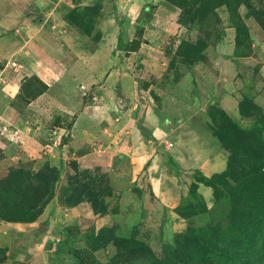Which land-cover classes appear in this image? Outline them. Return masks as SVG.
Wrapping results in <instances>:
<instances>
[{
    "label": "rangeland",
    "instance_id": "1",
    "mask_svg": "<svg viewBox=\"0 0 264 264\" xmlns=\"http://www.w3.org/2000/svg\"><path fill=\"white\" fill-rule=\"evenodd\" d=\"M65 1L69 8H74L80 13L87 7L97 8L96 4L85 5L80 0ZM135 1L137 0H99V10L94 9L88 13L95 25L94 30L96 26H100L105 35L104 44L107 45H103L99 50H96V44L91 43L90 37L89 44L84 39L87 38L84 30L68 24L67 10L54 9L53 3L47 6L42 1L38 12L36 7L26 11L27 19L36 25L42 24L50 31L56 23H64L55 30L58 35L65 34L64 28H67V25L77 31L74 41L75 57H72V61L63 66V69L69 70V75L65 72L68 75L65 80L75 79L78 85L67 89L64 85H57L50 91L51 97H48L47 101L45 98L39 99V105H35L40 96H33L43 86L39 81L41 79L34 75L37 71L41 75L46 74L42 70L44 64L35 62V70L27 72L29 66L15 73L19 64L8 61L5 69L11 68L7 71L9 75L0 72V180L18 169L32 174L49 168H56L59 172L54 198L39 216L40 220L38 218V222L33 225L35 229L32 233H26L24 236L0 227V264H125V258H119L123 254L122 248L116 243L129 240L135 228L137 241L149 246L158 258L165 260L167 256L163 247L166 244L178 248L188 246V243L184 244L176 237L184 230L186 224H183L184 221L178 222L179 216L174 210L182 203V198L190 193L191 197L199 196L196 199L199 205L205 203L210 212H213L210 218L209 215L199 212L195 226L210 227L212 221H219L222 216L227 217L230 209L228 203L222 200V203L217 205L218 196L214 194L213 188L199 182L201 174L209 178L221 171L220 160L227 163L228 155L220 140L216 136L208 140L204 134L201 135L204 128L199 127L200 124H196V127L203 138L188 144L179 132L173 133L171 129H164L168 122L172 125L174 122L186 121L189 117H193L188 120L190 124L203 122L206 107L196 111L198 115L194 114V109L197 108L192 104L193 107L183 105L184 109L175 108L173 106L178 103L171 99L174 96L171 92L184 75L191 74L196 78V73L207 77V72L217 69L218 55L215 54V57L210 48H213L215 42H220L216 35L228 26L227 9L224 6L218 8L215 15H209L194 26L183 23V10L172 2L154 0L147 9L148 12L140 15L142 22L139 24L140 20L136 21V17L140 7L134 5ZM247 1L249 4L242 6V12L246 14V8L253 5L258 9L257 13L260 12L261 23L264 24V0ZM155 2L157 4H154ZM166 10L174 13H168ZM186 17H189V13L185 14ZM254 19L248 20L253 32L249 41L240 49L246 50L250 45L248 56L244 57L247 60L243 62L242 58L235 61L236 63L231 64L234 73H226V77L219 83L213 82L217 83V88L226 92L227 96L235 90V98L239 96V105L247 96L256 104V95L264 91V25L258 24L260 22ZM124 22L126 27L122 26ZM110 25L112 27L109 30L107 27ZM0 27L4 29L3 32H10L15 38L20 34V28L13 32L7 25ZM120 30L124 34V40H140L141 46L137 51L127 52L124 47L118 49L121 44L117 38ZM3 32L0 30V64L4 62L11 48L15 51L19 48L11 45L8 50L5 44L12 38L5 39ZM182 42L190 45L195 43L193 48L186 46L192 54H196V48L203 50L200 45L205 44L200 58L194 61L196 56L191 55L183 59L180 55L183 52ZM230 43L234 45L233 42ZM110 54L115 58L114 67L120 68V74L125 79H122L117 87L119 93H110L103 103H98L94 100L97 84H92L97 82L83 79L84 76L80 73L85 75V72L81 71L80 61L85 64L98 61L97 65L101 67L103 63L98 59ZM196 55L198 58L199 55ZM204 58L206 63L202 65ZM13 74L17 75L18 79H14L11 76ZM59 75L65 74H56L54 78H59ZM48 79L49 76L46 77V80ZM102 84L100 82V85ZM111 86L112 82H105L104 90L111 91ZM24 90H29L30 98L18 97ZM60 92L62 95H59ZM64 95H70L73 106H81L84 110L86 105L95 103V106L99 107L96 109L98 115L102 116L105 110L110 109L115 117L110 116L108 122H102L98 131L88 128L87 122V127L83 122H76L78 115L75 109L73 113H67V103L65 98L62 99ZM8 98L12 99L9 105L13 109L5 103ZM192 98L194 99L193 95ZM208 104L212 109L218 106L220 101L213 99ZM176 115H183L184 118L178 120ZM156 122L158 123L155 125ZM250 123L240 122L244 128ZM215 129L216 126L214 131ZM158 132L166 133L172 142L167 139L166 143L159 141L155 138ZM179 138L184 140L180 142ZM173 142L177 143L178 150L182 144V158H173V164L162 159L160 164L157 162L152 165V154H156L153 153L154 150L164 153L163 144L169 148ZM192 150L193 152H189ZM177 172H180L179 177ZM75 179L88 185L100 197L96 207L88 201L73 208L61 206L60 198H69L74 188L70 186L75 183ZM194 186H197L195 195L192 191ZM63 188L71 190L69 195H66ZM96 209L103 213H97Z\"/></svg>",
    "mask_w": 264,
    "mask_h": 264
},
{
    "label": "trees",
    "instance_id": "2",
    "mask_svg": "<svg viewBox=\"0 0 264 264\" xmlns=\"http://www.w3.org/2000/svg\"><path fill=\"white\" fill-rule=\"evenodd\" d=\"M168 1L183 10L184 24L189 23L194 26L196 22L205 20L209 15H215L218 8L226 7L229 14L227 28L235 30L234 56L239 59L248 56L247 50L250 47L248 45L246 50H240L251 36L247 21L255 18L260 22L258 24L264 25L261 23L260 12L257 13L258 9L256 10L253 5L246 8V14L242 12V6L249 4L247 0ZM99 5H95L97 8L94 6L84 8L83 13L68 6L62 7L68 11L66 17L68 24L84 30L93 44H98L102 35L97 26L94 30L95 25L88 13L94 9L99 10ZM186 13H189V17L185 18ZM224 33L225 29H222V33L216 35L219 40ZM123 36L121 32L119 50L124 47V50H128L127 52H133L140 48V40L126 41ZM194 44L181 43L183 52L180 55L183 59L191 55L196 56L193 58L194 61L200 58L205 44L200 45L203 50L196 48L198 58L189 49L196 46ZM39 81L43 87L34 94L33 98L43 95L49 89L41 80ZM30 95L29 90H24L18 97L28 99ZM239 109L242 119L251 122L247 128L223 111H216L212 116L216 126L214 135L220 140L223 150L228 155L227 166L223 172L209 178L202 174L199 177L200 183L213 188L214 194L218 196L217 205L221 204L222 200L228 203L230 209H228L227 217L222 216L221 220L212 221L210 227L195 226L199 212L209 215V218L213 212H210L205 203L199 205L196 201L199 196L191 197L190 193L189 196L182 198L181 206L178 205L174 210L178 218L186 222L185 229L176 237L184 244L188 243V246L178 248V246L166 244L163 252L167 258L162 260L149 246L137 241V228H135L129 240L116 243L120 249L122 248L123 254L119 258L124 257L125 264H264V111L249 96L241 100ZM173 147L174 144L169 148ZM165 157L168 158V163L173 164L172 154L166 153ZM53 169L41 170L38 174L18 169L0 180V220L10 223H35L54 198L59 172L56 168ZM72 186L74 188L69 198L64 196L60 198L61 206L73 208L88 201L96 207L100 197L95 191L76 179L70 187ZM196 190L197 186H194L193 195ZM63 191L69 195L71 190L63 188ZM100 211L96 209L97 213H103ZM96 238L98 239L99 236ZM97 243L98 241L95 245ZM0 261H2L1 258Z\"/></svg>",
    "mask_w": 264,
    "mask_h": 264
},
{
    "label": "crops",
    "instance_id": "3",
    "mask_svg": "<svg viewBox=\"0 0 264 264\" xmlns=\"http://www.w3.org/2000/svg\"><path fill=\"white\" fill-rule=\"evenodd\" d=\"M42 1L45 2L47 4V6L50 3L51 4L49 6H51L53 3L54 9H60V10H62V7L68 5L65 0H47V2H46V0H0V25L1 26L3 24L7 25L8 27H10V29L12 31L13 30L15 31L17 28H20V34H18L19 36L17 38H15V37H13V34H11L10 32H8L7 34H6L7 31L3 32L4 29H2V27H0V30L5 34V39H8L9 37L12 38V39H9V41L5 44V46L7 48H8V46L10 47L11 45L19 47L17 51H15L14 48H11L12 50H9V48H8L9 54L8 55L6 54V57L3 60L4 62H2V64H0V72L7 73V75H9L8 70L11 68L5 69V67L7 65L6 63L8 61L9 62L13 61V62H16V64L17 63L19 64V66H17V68L18 67L19 68L18 69L16 68L15 73L20 72L22 69H26L29 66H30V68L26 69L27 72H29V71L31 72V70H35V68H34L35 62H41L42 64H44V67H42V70H44V72H46V74L41 75L38 73L39 71H37L34 76L37 77L38 79H41V81L45 85H47L49 89L46 93H44L39 98H37V100L35 101V105H39V99L45 98L47 101V98L51 97L50 91H53L52 89L55 88L57 85H61V86L64 85L66 89L67 88H75L78 85V83L75 79H73V81L72 80L69 81L67 79L65 80L66 76L69 75V73H68L69 70L65 71L63 69V66H66L67 63H70V61H72V57H75L74 51H76V46H75L76 44H74V41L77 37V35L75 34V33H77V31L70 28V27L68 28V25H67L68 30H67V28H64V29H66V31H64L65 34L58 35V34H56L55 30L58 27L59 28L62 27L64 25V23H61V22L56 23L50 31L45 26H42V24L36 25L32 21L27 19V17H25V13L27 10H29V8L36 7L37 12H38V9L41 7ZM80 1H83L85 5L99 4V2H98L99 0H80ZM153 1L154 0H137V1H135L134 5L140 7V11H139V13L137 12V17H136V21L140 20L139 24L142 22L140 15H142L143 12L146 13L147 9L150 8L149 6L151 4H153ZM154 4H157V3L155 2ZM166 11H168V13H171V14L174 13L173 12L174 10L173 11L166 10ZM127 21L130 22L129 19ZM248 25L250 27V31H251V35H252L253 28L251 27L250 21H248ZM122 26L126 27L127 25L124 22ZM122 26H120V27H122ZM128 26H130V25H128ZM111 27H112V25L108 26L107 29H109ZM97 28H98V30H101L100 26H97ZM119 32L120 33H118V37H117L118 40H119V36L121 34V30ZM85 37H87V36H85ZM84 39H86L88 44H89V41H90L89 38L87 37ZM235 39H236L235 30L233 28H226L225 33L223 34L222 38L220 39V42H215L213 48H210L211 49L210 51H212L214 53L215 57H216L215 54L218 55L217 61H218L219 66L218 67L216 66L217 69L214 72H207V77H205L203 75L196 74V73L194 74L196 76V78L191 74L190 75H184L183 77H181L178 80V82L175 85L174 90L171 92L174 95L171 97V99L176 100V103H178L177 106H173L170 102V104L175 108L179 107L180 109H184L185 108L184 106H188V107L195 106L197 109H194V114L198 115L197 112L200 111V109L204 110V108L206 107L205 112L203 113V115H204V118L202 120L203 122H201V123L200 122H198V123L191 122L192 124H190V122H188V120L190 118H193V117H189V119H187L186 121H180V122H176V123L174 122L172 125H171V122H168L167 124L164 125L165 130L171 129L173 131V133L179 132V134H182V136L185 137V140L179 138L180 142L182 140H184V142L187 144H188V142H190V143L196 142L197 140H201L203 138L201 136L202 134H204L203 136H205V138H207L208 140H210V138H212V137H215L214 128H213L214 121L212 119V116L215 115L216 110L225 112L230 118H232L236 122L247 121V120H243L241 117L239 104H238V97L239 96L237 98H235L237 96L236 91L234 90V92H232L229 96H227V93L221 91L220 88H217L218 85H216L217 83H219L221 81L222 78L226 77V76H224L226 73H227V75L234 73V71L232 69L233 65L231 66V64H234L235 61H239V58L234 56ZM15 40L17 42H15ZM105 40H106L105 35L102 31V39L98 44H96L97 45L96 50L101 49V47L103 45H107V44H104ZM228 40L233 42L234 45L232 43H230V41H228ZM96 50L94 51V55L96 54ZM68 58H70V60ZM240 59H242V58H240ZM98 60H101L100 62L103 63V65H102L103 67L101 66L102 68L99 67V65H97L98 61H96V63L92 62V64L91 63L89 64L86 62V64H85V62L81 60L80 61L81 66H82L81 71L83 70L85 72V75L83 73H80V74L84 76L83 79H85L86 81L91 80V82H92L94 80L97 82V83H92V84H97L96 92L94 91V93H96L95 94L96 98L94 100H96V102H98V103H103L102 101L104 99L108 98L110 93H113V94L119 93L120 90L117 87H119V83L121 82V80L125 79V78L121 76L120 68L114 67L116 62H115V58L111 54H110V56H106L105 58L100 57ZM244 60H247V59L243 57L242 61L245 62ZM204 63H206V59L204 60L202 65ZM1 65H2V67H1ZM223 70H225V73H223ZM65 72H67L68 75ZM61 73H64L65 75H59V78H54V76L56 74H61ZM14 75L15 74H13L11 76H13L14 79H18V77H16L17 75H15V76ZM48 76H49V79L46 80V77H48ZM100 82H102L103 84L100 85ZM105 82L106 83L112 82L111 91L106 92L104 90V83ZM213 82H217V83L213 84ZM210 88L212 89V91H209ZM261 92H262L261 94L256 95L258 97L255 99V102L264 111V91H261ZM17 93L18 92H16V94ZM59 95H62V93ZM192 95L194 96V99L192 98ZM216 95H218V96L215 97ZM62 97H63L62 99L65 98V103H67V106H68L66 108L67 113H73V110L75 109V111H77L76 114L78 115V119L76 120V122H83V125L85 124V122H87L88 128L90 127L92 129L98 131L100 129V124L102 122H103L102 124H104V122H108L110 116L112 118L115 117L114 112H110V109L105 110L102 113V116L100 114L98 115L96 112V109H98L99 107L95 106L96 105L95 103H90L91 105H86V107H84V110H83V108L81 106H78V105L73 106V102L69 98L70 95H64ZM216 98L219 99L220 104L218 106L212 107V109H210V107H209L210 105L208 104V102L211 103V101L213 99L217 100ZM8 99L5 101V103L7 102L9 105L10 102L12 101V99L11 100L9 99V101H8ZM203 99H205L206 101L202 102ZM229 99H233V100H229ZM236 99H237V102H236ZM204 103L206 105H203ZM32 105H34V104H32ZM109 105H111V104L109 103ZM9 107H11V106L9 105ZM186 109H188V108H186ZM135 111H137V109ZM176 117L178 118V120L184 118L183 115H180V116L176 115ZM164 119H163V121H164ZM206 119H207V122L205 123ZM163 121H161V122H163ZM159 122H160V119H159ZM247 122H249V121H247ZM157 123L158 122H156L155 125ZM163 123H165V122H163ZM196 124H200L199 127L202 126L204 128L203 129L204 133L201 132V135H200V132L197 130L198 127H196ZM85 126H86V124H85ZM174 126H176V129H174ZM157 129H158V126H156V131H157ZM155 138H157L161 142L163 141V143L164 142L166 143V139L170 140V139H168L166 133H164V132L163 133L158 132L157 137L155 136ZM211 140L214 141V139H211ZM170 142H172V140H170ZM175 143L173 142L174 147L172 149L166 147L163 144V147L165 148L164 153H162L161 151H158V150H156V152H155V150H154L153 153H156V154L154 156L152 154L151 164L153 165V164H156L157 162H158V164H160L162 159H164V160L166 159L168 162V158L165 157L166 153L169 155L172 154L173 158H176V157L182 158V155L180 152L181 150H184L182 147V144H181L180 149L178 150L177 143L176 144ZM189 152H193V150L189 151ZM184 162L186 163L185 159H184ZM212 162H214V161H212ZM205 163H207V161H205ZM226 165H227V163L225 164V162H222V160H220L221 171L218 173L223 172L226 169ZM207 168H208V166H207ZM177 176L178 177L180 176V172H177ZM149 188H150V185L148 187V190H149ZM151 189H153V188H151ZM152 199H153V197H152ZM40 218H39V220H40ZM179 221L181 222L184 220L183 219L180 220L178 218V222ZM37 222L38 221H36L35 223H29V224L22 223V224H20V223H8V222L5 223L4 221H2V222H0V227H2L3 229H7V230L11 229V230L15 231V233H20V235H24V234L26 235V233H32V230L35 229V228H33V225H35ZM183 224L185 225L186 222L184 221ZM180 232H182V231H180ZM49 239H51V238H49ZM30 249H31V247H30Z\"/></svg>",
    "mask_w": 264,
    "mask_h": 264
}]
</instances>
